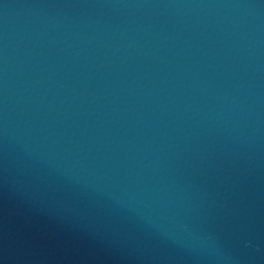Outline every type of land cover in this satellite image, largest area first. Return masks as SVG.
Segmentation results:
<instances>
[{"label": "water", "instance_id": "1", "mask_svg": "<svg viewBox=\"0 0 264 264\" xmlns=\"http://www.w3.org/2000/svg\"><path fill=\"white\" fill-rule=\"evenodd\" d=\"M0 264H264V0H0Z\"/></svg>", "mask_w": 264, "mask_h": 264}]
</instances>
